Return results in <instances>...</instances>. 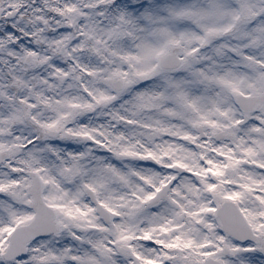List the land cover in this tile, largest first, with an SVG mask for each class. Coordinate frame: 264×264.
<instances>
[{
  "label": "snow or ice",
  "instance_id": "obj_1",
  "mask_svg": "<svg viewBox=\"0 0 264 264\" xmlns=\"http://www.w3.org/2000/svg\"><path fill=\"white\" fill-rule=\"evenodd\" d=\"M0 264H264V0H0Z\"/></svg>",
  "mask_w": 264,
  "mask_h": 264
}]
</instances>
